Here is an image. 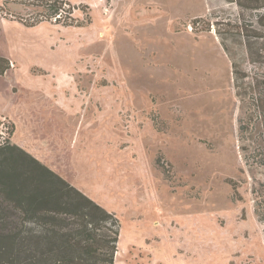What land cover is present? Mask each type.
<instances>
[{"label": "rangeland", "instance_id": "obj_1", "mask_svg": "<svg viewBox=\"0 0 264 264\" xmlns=\"http://www.w3.org/2000/svg\"><path fill=\"white\" fill-rule=\"evenodd\" d=\"M58 4L0 0L4 143L115 214L114 264H264V0Z\"/></svg>", "mask_w": 264, "mask_h": 264}, {"label": "trees", "instance_id": "obj_2", "mask_svg": "<svg viewBox=\"0 0 264 264\" xmlns=\"http://www.w3.org/2000/svg\"><path fill=\"white\" fill-rule=\"evenodd\" d=\"M46 1L59 3V21L63 0ZM8 67L0 56V74ZM119 227L114 213L29 152L0 145V264H114Z\"/></svg>", "mask_w": 264, "mask_h": 264}, {"label": "built area", "instance_id": "obj_3", "mask_svg": "<svg viewBox=\"0 0 264 264\" xmlns=\"http://www.w3.org/2000/svg\"><path fill=\"white\" fill-rule=\"evenodd\" d=\"M4 140H5L4 136L0 135V144H3Z\"/></svg>", "mask_w": 264, "mask_h": 264}, {"label": "crops", "instance_id": "obj_4", "mask_svg": "<svg viewBox=\"0 0 264 264\" xmlns=\"http://www.w3.org/2000/svg\"><path fill=\"white\" fill-rule=\"evenodd\" d=\"M70 1H75V0H70Z\"/></svg>", "mask_w": 264, "mask_h": 264}]
</instances>
